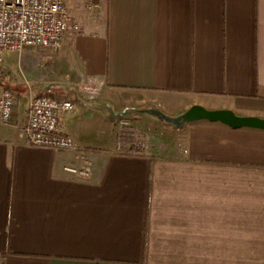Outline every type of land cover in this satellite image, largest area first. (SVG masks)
Masks as SVG:
<instances>
[{"label":"crops","instance_id":"0c3cea01","mask_svg":"<svg viewBox=\"0 0 264 264\" xmlns=\"http://www.w3.org/2000/svg\"><path fill=\"white\" fill-rule=\"evenodd\" d=\"M96 2L104 28L0 64L73 98L76 142L30 144L33 90L0 84L19 94L0 118V264H264V130L173 123L194 105L264 118V0Z\"/></svg>","mask_w":264,"mask_h":264},{"label":"built area","instance_id":"2783aa9c","mask_svg":"<svg viewBox=\"0 0 264 264\" xmlns=\"http://www.w3.org/2000/svg\"><path fill=\"white\" fill-rule=\"evenodd\" d=\"M70 0H0V64L8 52L22 54L25 49L39 47L45 51H58L71 30L78 31L69 10ZM96 7H99L98 5ZM81 89L87 93L97 92L96 84L85 82ZM17 95L10 89L0 94V118L10 122L14 115ZM75 112L70 95L44 93L30 101L24 133L33 146L58 150L76 148L73 136L63 131L67 115ZM82 175L89 168L69 167Z\"/></svg>","mask_w":264,"mask_h":264},{"label":"rangeland","instance_id":"374dc122","mask_svg":"<svg viewBox=\"0 0 264 264\" xmlns=\"http://www.w3.org/2000/svg\"><path fill=\"white\" fill-rule=\"evenodd\" d=\"M97 5L99 6L96 0L69 1V10L73 16V19L75 22H78L80 25V29L78 31L71 30L70 33L79 35L83 32L88 31L89 29H91L92 31H96L98 28L105 27V12L101 10V7H96ZM31 52L35 53L36 56L38 53L42 54V56L41 57L39 56V58H41V60L45 64L49 63V59L47 57L49 56V54H51V52L44 53L42 49L39 50L37 48L31 50ZM54 53H58V51L52 52V54ZM17 59L18 60L16 61L15 55L8 56L7 61L2 65H0V84L1 85L22 84V86H27L29 88L31 87L33 90L34 97L36 96V94L40 95L46 93L44 91L42 93L43 89L38 87V84L34 81V76H32L30 72H27L25 69H23L19 65L21 64L20 58L17 57ZM12 61H16L15 66L17 68V71L16 72L10 71L5 73V71H9L12 67H14V63L11 64ZM12 91L16 95H19L14 90Z\"/></svg>","mask_w":264,"mask_h":264},{"label":"water","instance_id":"95a60500","mask_svg":"<svg viewBox=\"0 0 264 264\" xmlns=\"http://www.w3.org/2000/svg\"><path fill=\"white\" fill-rule=\"evenodd\" d=\"M200 120L221 122L234 128L250 127L264 130V118L238 116L232 110H209L200 105L192 106L184 114L173 120V123L183 125Z\"/></svg>","mask_w":264,"mask_h":264}]
</instances>
